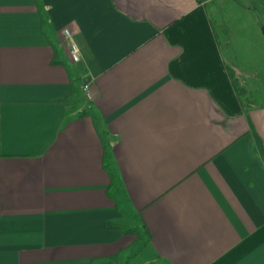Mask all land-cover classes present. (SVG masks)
<instances>
[{
	"label": "crops",
	"instance_id": "crops-1",
	"mask_svg": "<svg viewBox=\"0 0 264 264\" xmlns=\"http://www.w3.org/2000/svg\"><path fill=\"white\" fill-rule=\"evenodd\" d=\"M136 218L142 264H264V0H0V264L125 260Z\"/></svg>",
	"mask_w": 264,
	"mask_h": 264
},
{
	"label": "trees",
	"instance_id": "trees-1",
	"mask_svg": "<svg viewBox=\"0 0 264 264\" xmlns=\"http://www.w3.org/2000/svg\"><path fill=\"white\" fill-rule=\"evenodd\" d=\"M41 11V8H40ZM231 73H230V77H231ZM238 82H235V79H233V75H232V84L234 86V89L237 93L238 96L241 97V95L245 94V90H243V88L239 87V84H237ZM253 102H247V106L251 105ZM104 163H105V167L108 168L109 165V156L106 154V156L104 157ZM136 223L134 225H130L128 227H125L124 230V235H128L131 238H133L132 240V244L130 247V254L128 255V257L125 260H122V258L117 259V260H113L111 261H107L104 262L102 264H142L140 262V260L138 261L137 255L139 253H141L143 250H145L150 243V236L144 226V224L142 223V221L139 218H136ZM135 259V261H134ZM134 261V262H133Z\"/></svg>",
	"mask_w": 264,
	"mask_h": 264
},
{
	"label": "built area",
	"instance_id": "built-area-1",
	"mask_svg": "<svg viewBox=\"0 0 264 264\" xmlns=\"http://www.w3.org/2000/svg\"><path fill=\"white\" fill-rule=\"evenodd\" d=\"M64 35L67 39V41L70 44V56L71 59L73 60V62H78L79 61V52H78V48L75 45V43L72 41L70 34L67 30L64 31ZM84 93H85V97L87 100L91 99L90 93L87 91V87H83Z\"/></svg>",
	"mask_w": 264,
	"mask_h": 264
},
{
	"label": "water",
	"instance_id": "water-1",
	"mask_svg": "<svg viewBox=\"0 0 264 264\" xmlns=\"http://www.w3.org/2000/svg\"><path fill=\"white\" fill-rule=\"evenodd\" d=\"M90 80L89 76H85L82 80L84 85H87L88 81Z\"/></svg>",
	"mask_w": 264,
	"mask_h": 264
},
{
	"label": "rangeland",
	"instance_id": "rangeland-1",
	"mask_svg": "<svg viewBox=\"0 0 264 264\" xmlns=\"http://www.w3.org/2000/svg\"><path fill=\"white\" fill-rule=\"evenodd\" d=\"M135 224V222L134 223H131L130 225H134ZM151 255H150V252H149V254L147 255V257H150ZM140 260V262H142L141 260V258H138V261Z\"/></svg>",
	"mask_w": 264,
	"mask_h": 264
}]
</instances>
